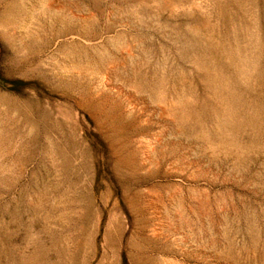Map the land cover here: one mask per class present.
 Segmentation results:
<instances>
[{
    "label": "rangeland",
    "instance_id": "1",
    "mask_svg": "<svg viewBox=\"0 0 264 264\" xmlns=\"http://www.w3.org/2000/svg\"><path fill=\"white\" fill-rule=\"evenodd\" d=\"M0 264H264V0H0Z\"/></svg>",
    "mask_w": 264,
    "mask_h": 264
}]
</instances>
